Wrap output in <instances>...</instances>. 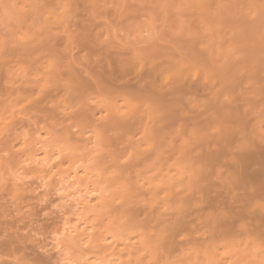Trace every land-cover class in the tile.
<instances>
[{
	"label": "rangeland",
	"instance_id": "374dc122",
	"mask_svg": "<svg viewBox=\"0 0 264 264\" xmlns=\"http://www.w3.org/2000/svg\"><path fill=\"white\" fill-rule=\"evenodd\" d=\"M31 1L2 0L0 5L7 7H0V35L8 41L0 49V264H264V223L258 228L256 221L246 222V213V219L242 216L245 222L241 216L231 217L234 226L223 233L217 227L227 210H222L223 205L218 206L215 199V204L210 202L212 195L223 189L218 181L227 180L231 174L223 163L231 158L227 143L234 140L238 144L241 139L232 130L236 123L226 112L228 107L236 108L235 103L240 106L241 99H232L235 103L230 101V106L223 98L228 103H224V108L213 100L210 104L207 95L206 99L204 95L191 94V99L185 96L172 104L168 101L169 105L158 102V106L156 95L141 87L144 81L164 88L184 86L190 79L201 77L209 92H222L219 89H225L227 79L233 75L230 72L228 76L222 64L227 61L229 65H244L248 56L244 49L250 46L242 39L264 35V0ZM252 20L249 28L247 24ZM233 34L239 36L235 39ZM241 85L243 90L244 84ZM10 114L14 115L8 118ZM115 118H122L124 127L114 125ZM158 123L162 129L167 124L170 128L165 132L169 133L161 132ZM162 133L165 139L161 140L156 134L163 137ZM227 139L232 141L226 143ZM234 146L238 150L239 145ZM217 150L228 157H221L225 159L220 161V151L219 157L213 154L215 161L210 160L212 155L205 157ZM120 177L125 183L128 179V186ZM223 183L227 187L232 182ZM93 188L98 196L103 188L107 189L97 199ZM129 189L135 192L128 193ZM87 200L92 203L89 205ZM262 202L257 200L255 210L264 215ZM167 212L178 218L181 214L179 220L183 224L177 220L182 224L178 230L181 236L176 244L167 236V242L163 240L161 244L159 239L161 242L153 246L152 236L167 224ZM115 216H119V222ZM156 216L159 220L166 218L161 219L166 223L161 226L163 222ZM77 229L83 230L82 234ZM85 230L88 237L83 235ZM77 231L82 236L78 235L82 243L77 240L80 247L67 248L63 237ZM256 234L260 247L253 241ZM110 244L114 246L111 248ZM249 246L253 251H249ZM252 252L256 254L251 255L253 258ZM234 253L238 258L246 256L241 257L244 262L241 258L233 262Z\"/></svg>",
	"mask_w": 264,
	"mask_h": 264
},
{
	"label": "bare ground",
	"instance_id": "6f19581e",
	"mask_svg": "<svg viewBox=\"0 0 264 264\" xmlns=\"http://www.w3.org/2000/svg\"><path fill=\"white\" fill-rule=\"evenodd\" d=\"M3 1H5V0H3ZM10 1V0H9ZM11 1H14V0H11ZM27 1V0H26ZM31 1V0H30ZM236 1V0H235ZM238 1V0H237ZM236 1V2H237ZM32 2V1H31ZM30 2V3H31ZM40 2V1H39ZM55 2V1H54ZM234 2V1H233ZM15 2H13V4H14ZM33 3V2H32ZM235 3V2H234ZM233 3V4H234ZM1 4H3V2H2V0L0 1V5ZM6 4V3H5ZM4 4V5H5ZM11 4V3H10ZM10 4H8L7 3V5H9L10 6ZM17 5L16 6H20V5H18V3H16ZM41 4H43V3H41ZM236 4V3H235ZM26 5V4H25ZM27 5H29V7H30V4H27ZM32 5V4H31ZM46 5V4H45ZM237 5V4H236ZM9 6H8V8H9ZM22 6H24V5H22ZM38 6V5H37ZM1 8H4L3 6H0ZM32 7V6H31ZM26 8H28V7H26ZM4 9H6L7 10V7H5ZM3 9V11H4V13L6 12V10H4ZM12 9V8H11ZM24 9H25V7H24ZM34 9V8H33ZM10 10V8L8 9V11ZM14 10V9H13ZM22 10V9H21ZM26 10V9H25ZM35 10V9H34ZM33 10V11H34ZM264 10V9H263ZM1 11V10H0ZM18 11V10H17ZM30 11H32V10H30ZM261 11V10H260ZM10 12V11H9ZM45 12V11H44ZM258 12V11H257ZM24 13H26V12H24ZM262 13V12H261ZM9 14V13H8ZM11 14V13H10ZM18 14H19V12H18ZM44 14V13H43ZM252 14V13H251ZM251 14H249V15H251ZM6 15V14H5ZM254 15V14H253ZM252 15V16H253ZM263 15V14H262ZM46 16V15H45ZM264 16V15H263ZM15 17V16H14ZM17 17V16H16ZM34 18V17H33ZM32 18V20H34ZM247 18V17H246ZM21 19H23V18H21ZM254 19V18H253ZM36 20H38V22L37 23H39V19H36ZM246 20V19H245ZM31 21V20H30ZM243 21V20H242ZM250 21V20H249ZM256 21H257V19H256ZM256 21H255V24H256ZM259 22V21H258ZM43 23V22H42ZM242 23V22H241ZM243 23H244V21H243ZM251 23H253V20H252V22H250V23H248L247 24V26L249 25V24H251ZM40 24V23H39ZM43 24H45V23H43ZM254 24V25H255ZM48 25H50V24H48ZM245 25V24H244ZM252 25V24H251ZM246 26V25H245ZM246 26V27H247ZM261 26V25H260ZM264 26V25H263ZM42 26H40V28H41ZM49 27V26H48ZM249 27V26H248ZM251 27V26H250ZM249 27V28H250ZM50 28V27H49ZM244 28V27H243ZM243 28H242V30H243ZM263 28V27H262ZM44 29H46L47 30V28H45L44 27ZM45 30V31H46ZM257 30V29H256ZM259 30H260V28H259ZM50 31V30H49ZM261 31V30H260ZM52 32V31H51ZM51 32H50V35H52L51 34ZM256 32V31H255ZM262 33H263V31H261ZM1 33H2V30H1ZM58 33V32H57ZM240 33H242V32H240ZM247 33V32H246ZM249 33V32H248ZM257 33V32H256ZM10 34V33H9ZM46 34L47 35H49V33L48 32H46ZM251 33H249V35H250ZM258 34V33H257ZM7 35V34H6ZM44 35V34H43ZM248 35V34H247ZM256 35V34H255ZM23 36V35H22ZM21 36V37H22ZM54 36V35H53ZM232 36V35H231ZM230 36V37H231ZM233 36H234V34H233ZM236 36H239V35H237L236 34ZM236 36H234L235 37V39H236ZM3 37H5V36H3ZM3 37H1V35H0V49L1 50H3L5 47V42L7 41H5L4 39H3ZM15 37H17V36H15ZM32 37V36H31ZM38 37V36H37ZM43 37V36H42ZM45 37H48V36H46L45 35ZM56 37V36H55ZM243 37V36H242ZM251 37L253 38V36L251 35ZM14 38V37H13ZM13 38H11L13 41H10L11 43L13 42L14 43V39ZM54 38V37H53ZM52 38V39H53ZM237 38H239V37H237ZM254 38H256V39H248V37L247 38H245L246 40H243L242 39V41L244 42H246V41H248L247 43L249 44V48L251 49H247V48H245V47H243V48H245L244 50H246L245 52H247L248 54V56L246 55V53L245 54H243L244 56L243 57H246L247 56V58H245L244 59V61H243V57L241 56L240 58V60H242L244 63V65H237L236 63L234 64H232V65H229L228 63H227V61H226V63H224V64H222L223 65V67L226 69L225 71L226 72H228L227 74H229L228 76H230V72H231V74L233 73V75H232V77H230V79H227V85H228V80H229V85H230V87H229V85H228V87H227V85L225 86V89H223L224 87H222L221 89H219V90H222V92H220V91H218V92H220V94L217 92V90L215 91H211V92H209V90L205 87L206 86V84H205V82L202 80V78L200 79V78H195V79H190L189 80V82H186V85H184V86H171V87H168V88H164V87H162V86H158V85H156V84H153L152 82H146V81H144V80H141V81H144V82H141V87L143 88V86H145L144 87V89H146L147 90V92H148V90L150 91V95L151 94H153V96L154 95H156V97H157V101H156V103L158 104V102H159V104H161V105H163L164 103H165V105H166V102H171V104L172 103H174V102H176V101H179L180 99L182 100V98H184L185 96H186V98H189L188 97V95L190 96L191 94L194 96V97H196L195 95H197V96H199V94L201 95V96H205V95H207V97H208V99H207V97H206V99L207 100H213V102H215V104L216 105H218V106H220V105H222L223 107H224V103H226V102H229L230 103V101H231V103H233L234 101H236L237 100V102L239 101L238 99H241V103H240V106L239 105H237L235 102V104L233 105V107H236V108H233V109H231L230 107H228L229 109V111L228 112H226V113H228V115H230V118H232V121L234 122V123H236L235 124V129H234V124H233V128H232V130L233 131H236V132H238L237 133V136L238 137H240L239 139H241L240 141H239V139H238V137H236V139H238V144L236 143V142H234V140H233V143L231 142L230 144L229 143H227V142H229V140L228 141H226V143L230 146V149L228 150V145H227V150H228V152H230V153H228L227 151V154H231V158L229 159V160H227L228 158V156H224L223 155V153L224 152H222L221 150H219L220 151V154H221V152H222V154L221 155H223V156H221L220 154H219V151L217 150V152L215 151V153L214 152H211V153H208L209 155H207V156H205V157H207V159H209V156L210 155H212L213 157H214V155H216V156H218L217 155V153L219 154V156H220V161H221V157H226L227 159H226V161H224L223 163H225L226 165V168H228V170L230 171L229 173H231V174H228L229 176H228V179H229V177L232 175V177H230V179H233V180H228L227 178V180H228V182H227V180H224V181H218V183H220V188L222 187L223 189H220V190H217V193L216 194H214V195H212V198H211V201L210 202H212V203H214L215 204V202H217L216 204L219 206H222L221 208H222V210L223 209H226L227 211V213H224V217H223V215H221V218L223 219H220L219 221L218 220H216V221H218L219 223H218V225H220V226H218L217 224H216V226H218L217 228L218 229H221L222 230V232L224 233L225 231H229L230 229L232 230V227L234 226L233 225V222L234 221H232V220H230L231 219V217H233V218H238V217H240L241 216V218H242V216L244 217V215L246 214V213H248L247 215L249 216L250 215V217L251 218H249L247 215H245V217L247 216V219H246V222L248 221V222H252V223H254L255 221V223L254 224H257L256 226L259 228L263 223H264V215H263V213L260 211V213L258 212L257 213V206H258V204H257V200H259V199H262V201L264 200V35H260V37L258 38V37H254ZM11 39H9V40H11ZM49 39V38H48ZM232 39V38H231ZM248 39V40H247ZM21 40H24V36H23V39H21ZM20 40V41H21ZM46 40V39H45ZM5 41V42H4ZM19 41V42H20ZM35 41V40H34ZM8 42V41H7ZM53 42H55L54 40H53ZM232 42V41H231ZM242 42V43H243ZM10 43V45L12 46V44ZM24 43V42H23ZM29 43V42H28ZM251 43V44H250ZM42 44H44V43H42ZM42 44H40V47H42ZM238 44V43H237ZM244 44V43H243ZM246 44V43H245ZM244 44V45H245ZM9 45V44H8ZM14 45V44H13ZM18 45V44H17ZM45 45V44H44ZM236 45V44H235ZM247 45V44H246ZM245 45V46H246ZM7 46V45H6ZM22 46V45H21ZM29 46V45H28ZM32 46V45H31ZM52 46H55V45H52ZM241 46V45H240ZM19 47V46H18ZM27 47V46H26ZM60 47V46H59ZM231 47H232V45H231ZM3 48V49H2ZM8 48H9V46H8ZM12 48V47H11ZM17 48V47H16ZM20 48V47H19ZM19 48H17V49H19ZM54 48V47H53ZM243 48H242V53H243ZM13 49V48H12ZM17 49L15 50V51H17ZM28 49V48H27ZM42 49V48H41ZM232 49V48H231ZM234 49H236V48H234ZM7 50V49H6ZM21 50V49H20ZM22 50H23V48H22ZM238 50V49H237ZM248 50H250L249 52H248ZM9 51V50H8ZM11 51V50H10ZM9 51V52H10ZM234 51H236V50H234ZM5 52V51H4ZM19 52V51H18ZM32 52V50L30 51V53ZM43 52H46V51H43ZM240 52H241V49H240ZM2 53V52H1ZM6 53H7V51H6ZM20 53V52H19ZM22 53V52H21ZM200 53H201V51H200ZM236 53H238V52H236ZM241 53V54H242ZM3 54V53H2ZM17 54V53H16ZM15 54V55H16ZM29 54V53H28ZM198 55H199V53H197ZM202 54V53H201ZM240 54V53H239ZM7 55V54H6ZM9 55V54H8ZM42 55V54H41ZM204 55V54H203ZM246 55V56H245ZM10 56V55H9ZM8 56V57H9ZM13 56H14V54H13ZM197 56V55H196ZM6 57V56H5ZM12 57V56H11ZM202 57H204V56H202ZM197 58H198V56H197ZM235 58H238V57H235ZM8 59V58H7ZM238 60H234V62H237ZM242 61H241V63H242ZM6 62V61H5ZM228 62H230L229 60H228ZM2 63V62H1ZM4 63V62H3ZM237 63H239V62H237ZM220 65V64H219ZM218 65V66H219ZM215 66V65H214ZM57 67V72H58V69H59V67L57 66V65H55V68ZM54 68V69H55ZM223 68V69H224ZM227 69H228V71H227ZM15 70V69H14ZM46 70H47V68H46ZM11 72V71H10ZM17 72V71H16ZM23 73H25L24 72V70L22 71ZM13 73V72H12ZM22 73V76L24 75ZM220 73H222V72H220ZM37 74V73H36ZM42 74V73H41ZM224 75V74H223ZM13 76V75H12ZM21 76V77H22ZM33 76V75H32ZM42 76L44 77V75L42 74ZM59 76V75H58ZM221 76V75H220ZM219 76V77H220ZM235 76V77H234ZM10 77H11V75H10ZM20 77V76H19ZM25 77H27L26 76V74H25V76H24V78L23 79H25ZM35 77V76H34ZM234 77V78H233ZM221 78V77H220ZM224 78V77H223ZM229 78V77H228ZM231 78H233L232 80H231ZM241 79V81L239 80V79ZM8 79V78H7ZM16 79V78H15ZM31 79V78H30ZM39 79V78H38ZM53 79V78H52ZM55 79H56V77H55ZM41 80V79H40ZM59 80V79H58ZM224 80H225V78H224ZM231 80V81H230ZM13 82H14V80H12ZM244 83H243V82ZM8 82H9V80H8ZM242 84H244V86H243V90H242V88H240L242 85H241V83ZM10 83V82H9ZM17 83V82H16ZM31 83V82H30ZM57 83V82H56ZM232 83V84H231ZM239 83V84H238ZM11 84V83H10ZM9 84V85H10ZM20 84V83H19ZM18 84V85H19ZM26 84H28V83H26ZM25 84V85H26ZM136 84V83H135ZM134 84V85H135ZM17 85V84H16ZM22 85V84H21ZM232 85V86H231ZM239 85H241L240 87H239ZM31 86V85H30ZM133 87V86H132ZM240 88V90H242V91H239V88ZM18 88V87H17ZM21 88V87H20ZM230 88H234V89H230ZM24 89V88H23ZM216 89V88H215ZM227 89V91H224V90H226ZM238 89V90H237ZM18 90H20V89H18ZM17 90V91H18ZM146 90L144 91V92H146ZM208 90V91H207ZM228 90L230 91L231 90V92L233 91V92H235L236 91V94L234 95V93H231L230 92V94L232 95H230V94H228L229 92H228ZM237 91H238V93H237ZM207 92H208V94H209V96H208V94H207ZM225 92V93H224ZM226 92H228V93H226ZM225 95H224V94ZM228 94V95H227ZM148 95V97H149V94H147ZM227 95V96H226ZM223 96V97H222ZM150 97H152V96H150ZM220 97V98H219ZM226 97V98H225ZM231 99H230V98ZM232 97H234V98H232ZM153 98V97H152ZM185 98V99H186ZM210 98V99H209ZM226 100V102H224L223 100L224 99ZM227 98H228V100H227ZM189 99H191V97L189 98ZM219 99V100H218ZM220 99H222L221 101H220ZM234 101H233V100ZM153 100H154V98H153ZM220 101V102H219ZM223 101V102H222ZM169 102H168V105H169ZM240 102V101H239ZM210 104L212 103L211 101L209 102ZM220 103H223V104H220ZM231 103H230V106H231ZM154 104H155V101H154ZM158 104V106H161V105H159ZM214 104V103H213ZM215 104H214V106H215ZM228 103H226V105H227ZM212 106V105H211ZM214 106H212V107H214ZM218 106H215V108L217 107L218 108ZM167 107V106H166ZM166 107L164 108L165 110H166ZM226 107V106H225ZM224 107V108H225ZM163 107H160V109H162ZM217 108L215 109V110H217ZM163 109V110H164ZM211 109V108H210ZM212 109H214V108H212ZM164 110V111H165ZM220 110V109H219ZM219 110H217V111H219ZM227 110V109H226ZM166 111H169V110H166ZM221 111V110H220ZM219 111V112H220ZM223 111V110H222ZM214 112H216V111H214ZM11 113H13V111H11ZM207 113V112H206ZM17 114V113H16ZM211 115L213 114L212 112L210 113ZM215 114V113H214ZM220 114V113H219ZM12 115H14V114H12ZM11 114L9 115V116H7L8 118H11V116H12ZM186 115V114H185ZM93 116V115H92ZM203 116H205V115H203ZM216 116V115H215ZM222 116V115H221ZM236 116V117H235ZM13 117V116H12ZM16 117V116H15ZM117 117V116H116ZM170 117V116H169ZM173 117V116H172ZM184 117V116H183ZM195 117V116H194ZM217 117V116H216ZM182 118V117H181ZM193 118V117H192ZM218 118V117H217ZM222 119L224 118V117H221ZM233 118H234V120H233ZM171 119V118H170ZM189 119H191V118H189ZM203 119V118H202ZM205 119V118H204ZM235 119H237V120H235ZM118 120V119H117ZM116 120V118L114 119V120H112V121H114V125H115V123L116 124H120V125H122L124 122L122 121L123 119L122 118H120V120L119 121H117ZM127 120V119H126ZM164 121H165V117H164V119H163ZM169 119H167V121H168ZM173 121H174V117H173V119H172ZM172 120H170V121H172ZM133 121V120H132ZM170 121H169V123H170ZM135 122V121H134ZM137 122V121H136ZM158 122V121H157ZM159 122H160V120H159ZM127 123V122H126ZM126 123H125V126H126ZM165 123V122H164ZM167 123V122H166ZM110 124V123H109ZM134 124V123H133ZM168 124V123H167ZM166 124V128L165 129H162V125L160 126V124L158 123V125H159V127L162 129V131L161 132H164V133H169V131L168 132H165V130L166 129H168L169 130V128H167L168 127V125L170 126V124H168L167 125ZM230 124V123H229ZM112 125V124H111ZM120 125H118V126H120ZM124 125V124H123ZM122 125V126H123ZM136 125H137V123H136ZM154 125V124H153ZM134 126V125H133ZM152 126V125H151ZM155 126V125H154ZM171 126H172V122H171ZM116 127V126H115ZM124 127V126H123ZM158 127V126H157ZM158 127V128H159ZM128 128V127H127ZM154 128V127H153ZM158 128H155V130L157 129L158 130ZM228 129H230L229 127H227ZM119 129V128H118ZM137 129V128H136ZM161 129H159V130H161ZM172 129V128H171ZM126 130V129H125ZM139 130V129H138ZM223 131H224V129H223ZM154 132V131H153ZM161 132H160V134H161ZM227 132H229L228 130H227ZM155 133H157V131L155 132ZM159 133V132H158ZM231 133H232V131H231ZM149 134H151V133H149ZM160 134L158 135V134H156L157 136H159L160 138H161V140L162 139H165L164 138V136L165 135H163V133H162V135H163V137L162 136H160ZM233 134V133H232ZM234 134H235V132H234ZM233 134V135H234ZM239 134H240V136H239ZM151 136V135H150ZM235 137V136H234ZM244 137V138H243ZM151 138V137H150ZM229 138V137H228ZM244 140H243V139ZM218 139H221V138H218ZM226 139V138H225ZM153 140V139H152ZM224 140V139H223ZM216 141V140H215ZM214 141V142H215ZM218 141H220V140H218ZM217 141V142H218ZM222 141V140H221ZM220 141V142H221ZM230 141H232V140H230ZM245 141V142H244ZM216 142V143H217ZM222 143V142H221ZM224 144H225V142H223ZM161 144V143H160ZM231 144L234 146V144H236V145H239L237 148H238V150H235L236 148V146H231ZM44 145V144H43ZM226 145V144H225ZM234 149H233V148ZM157 148V147H156ZM219 148V147H218ZM224 148V147H223ZM231 148H232V151H234V154H233V152L232 151H230L231 150ZM158 149V148H157ZM226 150V149H225ZM236 151V152H235ZM13 152H15V151H13ZM158 152V151H157ZM208 152V151H207ZM16 153V152H15ZM161 153V152H160ZM14 154V153H13ZM155 154H157V153H155ZM214 154V155H213ZM226 155V154H225ZM10 156H12V155H10ZM159 156V155H158ZM215 156V157H216ZM218 156V157H219ZM17 156H14V158H16ZM160 157V156H159ZM196 157V156H195ZM204 157V158H205ZM213 158L212 159V157H210L211 159L210 160H214V159H217V158ZM13 157H11V159H12ZM13 158V159H14ZM194 158V157H193ZM197 159V158H196ZM219 159V158H218ZM223 159H225V158H223ZM223 159H222V161H223ZM157 160V159H156ZM209 160V162H211ZM192 161V160H191ZM194 161V160H193ZM196 161V160H195ZM201 161V160H200ZM202 161H203V159H202ZM204 161H205V159H204ZM203 161V162H204ZM208 161V160H207ZM215 161V160H214ZM11 162V161H10ZM122 162V161H121ZM206 162V161H205ZM204 162V163H205ZM213 162V161H212ZM211 162V163H212ZM208 163V162H207ZM213 163H215V162H213ZM219 163V162H218ZM209 165H210V163H209ZM211 166H213L212 164H211ZM219 166H220V164H219ZM218 166V167H219ZM87 167V166H86ZM111 167V166H110ZM119 167V166H118ZM116 168V169H119V168ZM180 167V166H179ZM200 167V166H199ZM122 168V167H121ZM132 168V167H131ZM202 168V167H201ZM215 168V167H214ZM106 169V168H105ZM200 169V168H199ZM217 169V168H216ZM219 169L221 170L222 168L221 167H219ZM218 169V170H219ZM52 170V169H51ZM109 170V169H108ZM111 170H113V169H111ZM209 170L211 171L212 169H211V167L209 168ZM114 171L116 172L117 170H115L114 169ZM122 171V169L121 170H119V172H121ZM124 171V170H123ZM223 171V170H222ZM41 172H43L44 173V171H41ZM90 172V171H89ZM113 172V171H112ZM115 172H113V173H115ZM130 172V171H129ZM221 172V171H220ZM180 173V172H179ZM48 174V173H47ZM53 174H54V172H53ZM88 174V173H87ZM117 174V173H116ZM123 174V173H122ZM121 174V175H122ZM168 175H170L169 173H167ZM177 174V176H178V173H176ZM48 175H50V176H52L51 174H48ZM120 175V176H121ZM124 175V174H123ZM180 175H181V173H180ZM114 176V175H113ZM125 176V175H124ZM171 176H172V174H171ZM44 177H45V175H44ZM88 177V176H87ZM111 177H112V175H111ZM122 177V176H121ZM121 177H120V181L122 182L123 180H124V178H122L121 179ZM130 177V176H129ZM106 178V177H105ZM113 178V177H112ZM114 178H115V176H114ZM166 178V177H165ZM164 178V179H165ZM212 178V177H211ZM107 179V178H106ZM108 179H109V177H108ZM118 179V178H117ZM126 179V178H125ZM163 179V178H162ZM167 179V178H166ZM219 179V178H218ZM110 180V179H109ZM127 180L128 179H126L125 181H126V183L123 181V183L124 184H126L125 186H128L127 185ZM167 180H169V179H167ZM166 180V181H167ZM171 180V179H170ZM204 180H206V182H207V180H209L210 181V179H207V178H205ZM213 180V179H212ZM220 180H222V179H220ZM104 181H106V180H104ZM137 181V180H136ZM172 181V180H171ZM208 181V182H209ZM214 181H216V180H214ZM232 182V183H230V182ZM212 182V181H211ZM221 182H224L223 184H228V183H230V184H228L229 185V187H228V185H227V187L225 186V185H222L221 184ZM103 183V182H102ZM123 183H118V184H121V185H123L124 186V184ZM160 184H161V182H159ZM164 183V182H163ZM201 183H202V181H201ZM214 184H213V186L215 185L216 187H217V185L215 184V183H217V182H213ZM105 184H107V182L105 183ZM111 184V183H110ZM109 184V185H110ZM128 184H129V182H128ZM131 184V183H130ZM153 184V183H152ZM168 183L166 182V185H167ZM205 184V183H204ZM212 184V183H211ZM210 184V185H211ZM109 185H108V187H109ZM113 185V184H112ZM169 185V184H168ZM201 185V184H200ZM222 185V186H221ZM102 186H104L103 184H102ZM111 186V185H110ZM115 186H118V185H115ZM120 186V185H119ZM124 186V187H125ZM136 186H138V185H136ZM212 185L211 186H209V187H213ZM101 187V186H100ZM120 187H122V186H120ZM202 188L204 187V185L203 186H201ZM226 187V188H225ZM117 188H119V187H117ZM117 188H116V190H114L115 192H117ZM126 188V187H125ZM124 188V193H125V191H127L126 189ZM129 188H130V186H129ZM133 188V187H132ZM206 188V187H205ZM215 188V187H214ZM213 188V189H214ZM217 188H219V187H217ZM94 189V188H93ZM102 189V188H101ZM105 189H107V188H105ZM104 188H103V190H105ZM110 189V188H109ZM108 189V190H109ZM135 189V188H134ZM134 189H129V191H128V193H130V190H134ZM207 189V188H206ZM95 190V189H94ZM98 190H100V189H98ZM103 190H101L102 192H103ZM113 190V189H112ZM138 190V189H137ZM140 190V189H139ZM204 189H202V191H203ZM209 190V189H208ZM211 190V189H210ZM96 191V190H95ZM107 191V190H106ZM111 191V189L109 190V192ZM113 191V192H114ZM120 191H122V190H120ZM122 191V192H123ZM102 192H101V195L100 196H102L103 197V195H104V193L102 194ZM119 192V191H118ZM133 192H135V190L133 191ZM99 193V192H98ZM107 193V192H106ZM123 193V194H124ZM85 194V193H84ZM86 194H88L87 192H86ZM86 194H85V196H86ZM91 194V193H90ZM89 194V195H90ZM96 195H97V191H96V193H95ZM109 193H107V195H108ZM120 195H122L121 194V192L119 193ZM126 194H127V192H126ZM126 194H124L125 195V197H126ZM88 195V196H89ZM94 195V194H93ZM95 195V196H96ZM99 195V194H98ZM97 195V199H99V197L100 196H98ZM110 195V194H109ZM109 195H108V197H109ZM113 195V194H112ZM111 195V196H112ZM139 195V194H138ZM114 196H116V195H114ZM132 196V195H131ZM102 197H100V198H102ZM123 197V196H122ZM87 198V197H86ZM89 198H90V196H89ZM94 198V197H93ZM104 199V198H103ZM103 199H100V200H103ZM115 199V198H114ZM127 199H128V197H127ZM130 199H131V197H130ZM213 199H215L216 201L215 202H213ZM99 200V201H100ZM122 200V199H121ZM95 201V200H94ZM84 202L86 203V201L84 200ZM87 202H89V200H87ZM209 202V203H210ZM92 203V202H91ZM90 202H89V205L91 204ZM95 203V202H94ZM98 203V202H97ZM100 203H102V202H100ZM100 203H98L99 205H100ZM263 203V202H262ZM86 204H88V203H86ZM124 204V203H123ZM213 204V205H214ZM264 204V203H263ZM122 205V204H121ZM125 205L127 206L128 205V202H127V204H126V202H125ZM211 205V204H210ZM82 206V205H81ZM86 206V205H85ZM216 206V205H215ZM225 206V207H224ZM228 208H227V207ZM260 206V205H259ZM87 207V206H86ZM224 207V208H223ZM182 208H183V206H182ZM255 208H256V210H255ZM263 208H264V206H263ZM174 211V210H173ZM158 212V211H157ZM162 212V211H161ZM161 212H160V214H161ZM188 212V211H187ZM167 213H169V212H167ZM177 213H179V212H177ZM176 213V214H177ZM184 213H185V211H184ZM262 213V214H261ZM180 214V213H179ZM179 214H177V215H179ZM192 213L190 212V215H191ZM195 214V212H193V215ZM199 214H200V212H199ZM199 214H197V217H199L198 215ZM169 215H170V213H169ZM168 214L166 215V216H164V217H166L168 220V222H167V224H165V226L163 227V228H165L166 227V229H161V231L159 230V234H157L156 235V233H154L153 234V236L154 235H156L155 237H153L152 236V238L153 239H151V242H152V245L154 246V245H156L157 243H160L161 241H162V243L161 244H163V240L164 241H166L165 239H167V236H168V240L170 241L171 240V242H174L175 244H176V242L178 241V240H176L177 239V237L181 234V233H179L178 234V230H179V227H180V225H182L183 224V222H181L180 220H179V218L181 217V214L179 215V218L177 217H175V216H173V214H172V216H171V218H169L168 216H169ZM175 215V214H174ZM183 215V214H182ZM187 215V214H186ZM189 215V216H190ZM196 215V214H195ZM161 216V215H160ZM160 217V220H159V217H157L158 218V220L159 221H161V222H163V220L164 219H166V218H164V217ZM235 216V217H234ZM116 217V216H115ZM117 218V217H116ZM118 218H119V216H118ZM118 218H117V221H118ZM173 218V219H172ZM193 218H194V216H193ZM200 218V217H199ZM218 218H219V216H218ZM217 218V219H218ZM115 219V218H114ZM161 219H163V220H161ZM176 219V220H175ZM195 219H198V218H195ZM243 219V218H242ZM245 219H243L244 220V222H245ZM251 219H253V221L251 220ZM157 220V219H156ZM177 220H179L182 224H180ZM193 220V219H192ZM250 220V221H249ZM110 221V220H109ZM113 221V220H112ZM111 221V222H112ZM166 221V220H165ZM163 222L162 224H161V226L164 224V223H166V222ZM187 221V220H186ZM114 222V221H113ZM119 222V221H118ZM193 222V221H192ZM251 222H250V224H251ZM100 223V222H99ZM113 224V223H112ZM180 224V225H179ZM185 224V223H184ZM186 224H188L187 222H186ZM94 225V224H93ZM114 225V224H113ZM116 225V224H115ZM94 227V226H93ZM100 227V229H101V226H99ZM110 227V226H109ZM182 227V226H181ZM180 227V228H181ZM184 227H185V225H184ZM219 227H221V228H219ZM263 227V226H262ZM88 228V227H87ZM90 228V227H89ZM168 228V229H167ZM215 228V227H214ZM80 229V228H79ZM82 229V228H81ZM84 229V228H83ZM182 229V228H181ZM240 229V228H239ZM242 229H244V228H242ZM241 229V230H242ZM263 229V228H262ZM74 230H76L75 228H74ZM78 230V229H77ZM94 230V229H93ZM223 230H225V231H223ZM73 231V230H72ZM79 231V230H78ZM77 231V233H70L67 237H66V234H65V236L62 238L63 239V241H66L65 242V245L67 246V248H70L71 246H73V245H76V248H79L77 245H79L77 242L80 240L79 238H78V235H80L81 236V232L83 231H79L81 234H79V232ZM107 231H108V229H107ZM166 231H168V233L166 232ZM183 231V230H182ZM259 231H260V229H259ZM73 232H75V231H73ZM85 232H86V230H85ZM93 232V231H92ZM257 232H258V230H257ZM89 233H91V232H89ZM99 233H100V231H99ZM115 233H117L116 231H115ZM114 233V234H115ZM140 233V232H139ZM153 233V232H152ZM167 233V234H166ZM227 233V232H226ZM260 233V232H259ZM262 233H263V231H262ZM84 234H86L87 235V237H88V233L86 232V233H84L83 232V235ZM98 234V233H97ZM108 234V232L106 233V235ZM122 234H124V231H123V233ZM90 235V234H89ZM91 235H93L94 236V233L93 234H91ZM141 235V234H140ZM183 235V234H182ZM131 236V235H130ZM136 236V235H135ZM149 236H151V234L149 235ZM148 236V237H149ZM181 236V235H180ZM183 236H186V235H183ZM183 236H182V239H183ZM256 236H257V238H254V242H256L257 240H259L258 239V234H256ZM255 236V237H256ZM262 236V235H261ZM65 237H66V239H65ZM82 237V236H81ZM80 237V238H81ZM90 237V236H89ZM111 237H113V236H111ZM119 237V236H118ZM137 237H139V235L137 236ZM254 237V236H253ZM91 238V237H90ZM95 238V237H94ZM103 238V237H102ZM101 238V239H102ZM106 237H104V239H105ZM117 237L115 236V239H116ZM150 238V237H149ZM155 238V239H154ZM156 238H157V240H156ZM259 238H261L260 236H259ZM61 239V240H62ZM79 239V240H78ZM83 239V238H82ZM86 239V238H85ZM93 239V238H92ZM100 239V240H101ZM135 239H137V238H135ZM161 241H160V240ZM257 239V240H256ZM78 240V241H77ZM87 240V239H86ZM85 240V241H86ZM94 240V239H93ZM107 240V239H106ZM117 240V239H116ZM147 240V239H146ZM158 240H159V242H158ZM87 241H89V239L87 240ZM86 241V242H87ZM90 241H92L91 239H90ZM119 241V240H118ZM138 241V240H137ZM142 241H143V239H142ZM141 241V244L143 243ZM148 241V240H147ZM146 241V242H147ZM155 243H154V242ZM168 241V242H169ZM80 243H82V240H80L79 241ZM85 242V243H86ZM167 242V241H166ZM253 242V243H254ZM90 243V242H89ZM92 243V242H91ZM94 243H95V240H94ZM107 243V242H106ZM134 243H135V241H134ZM148 243H150V242H148ZM165 243V242H164ZM256 243H259V242H256ZM255 243V244H256ZM87 244V243H86ZM85 244V245H86ZM101 244V243H100ZM108 244V243H107ZM106 244V245H107ZM112 244H113V242H112ZM116 244V243H115ZM136 244V243H135ZM134 244V245H135ZM169 244V243H168ZM167 244V245H168ZM175 244H173V245H175ZM64 245V244H63ZM81 245V244H80ZM90 245H94V244H90ZM103 245V244H102ZM126 245V244H125ZM137 245V244H136ZM145 245V248L147 249V245H146V243L144 242L143 243V246ZM149 245V244H148ZM179 245V244H178ZM253 245V244H252ZM114 246V245H113ZM112 246V247H113ZM150 246H151V244H150ZM176 246V245H175ZM257 246H259L260 247V243H259V245H257ZM74 247V246H73ZM72 247V248H73ZM82 247V246H81ZM85 247V246H84ZM91 247V246H90ZM102 247V246H101ZM104 247V246H103ZM110 247H111V244H110ZM110 247H109V249H110ZM111 247V248H112ZM138 247V246H137ZM141 247H142V245H141ZM152 247V246H151ZM250 247L251 246H249V251H250ZM175 248V247H174ZM246 248V247H245ZM105 249H107V247H105ZM116 249V248H115ZM142 249H143V247H142ZM225 249V248H224ZM223 249V250H224ZM253 248H251V251H253L252 250ZM82 250H83V248H82ZM86 250V249H85ZM103 250V249H102ZM102 250H100V251H102ZM108 250V249H107ZM218 250H220V252H221V249H218ZM256 250V248L254 249V251ZM261 249H259V251H260ZM106 251V250H105ZM112 251V250H111ZM141 251V250H140ZM226 251V250H225ZM225 251H222V252H225ZM245 251V250H244ZM243 251V252H244ZM250 251V252H251ZM263 251V250H262ZM261 251V252H262ZM114 252V251H113ZM158 252V251H157ZM240 252V251H239ZM246 252H247V249H246ZM258 252V251H257ZM112 253V252H111ZM137 253V252H136ZM141 253V252H140ZM154 253V252H153ZM230 253H232L231 251H230ZM253 253V254H252ZM251 254H250V256L251 255H254L255 254V252H252ZM264 253V252H263ZM150 254V253H149ZM155 254V253H154ZM163 254H165V253H163ZM171 254V253H170ZM240 254V253H239ZM245 253H243V255H244ZM262 254V253H261ZM142 255V254H141ZM152 255L153 254H151L150 255V257H152ZM161 255V254H160ZM166 255V254H165ZM225 255V254H224ZM228 255V254H227ZM226 255V256H227ZM232 256H233V254H231ZM234 255H235V253H234ZM229 256V255H228ZM231 256V257H232ZM236 256V258H238L237 257V255H235ZM255 256H256V254H255ZM254 256V257H255ZM262 256H263V254H262ZM143 257V256H142ZM145 257V256H144ZM215 257V256H214ZM241 257H243V256H241ZM241 257H239L237 260H236V258H234V257H232V260H233V262H234V260H235V262H238V261H240L239 259L241 258ZM244 257H246V256H244ZM244 257H243V259H244ZM248 257V256H247ZM252 257V256H251ZM217 257H215V259H216ZM219 258V257H218ZM253 258V257H252ZM263 258H264V256H263ZM263 258H262V260H263ZM143 259V258H142ZM146 259V258H145ZM144 259V260H145ZM226 259H228V258H226ZM255 259V258H254ZM261 259V258H260ZM241 260H242V258H241ZM245 260H247V259H245ZM251 260V259H250ZM249 260V261H250ZM253 260V259H252ZM251 260V261H252ZM130 261V260H129ZM128 261V262H129ZM138 261V260H137ZM142 261V260H141ZM218 261V260H217ZM249 261H247V262H249ZM255 261V260H254ZM253 261V262H254ZM134 261L132 260V263H133ZM143 262V261H142ZM146 262V261H145ZM214 262V261H213ZM244 261L242 260V263H243ZM263 262H264V260H263ZM135 263V262H134ZM147 263V262H146ZM241 264V261L240 262H238L237 264ZM256 263V262H255ZM260 263V262H259ZM131 264V263H130ZM142 264V263H141ZM217 264V263H216ZM245 264V263H244ZM247 264V263H246ZM249 264V263H248ZM252 264H254V263H252ZM257 264V263H256Z\"/></svg>",
	"mask_w": 264,
	"mask_h": 264
}]
</instances>
